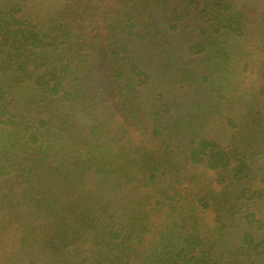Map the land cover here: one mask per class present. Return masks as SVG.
I'll use <instances>...</instances> for the list:
<instances>
[{"label":"trees","instance_id":"16d2710c","mask_svg":"<svg viewBox=\"0 0 264 264\" xmlns=\"http://www.w3.org/2000/svg\"><path fill=\"white\" fill-rule=\"evenodd\" d=\"M0 264H264V0H0Z\"/></svg>","mask_w":264,"mask_h":264},{"label":"rangeland","instance_id":"374dc122","mask_svg":"<svg viewBox=\"0 0 264 264\" xmlns=\"http://www.w3.org/2000/svg\"><path fill=\"white\" fill-rule=\"evenodd\" d=\"M179 39H180L181 41L185 42L183 36L179 35Z\"/></svg>","mask_w":264,"mask_h":264}]
</instances>
